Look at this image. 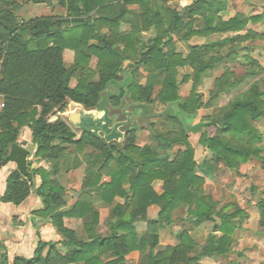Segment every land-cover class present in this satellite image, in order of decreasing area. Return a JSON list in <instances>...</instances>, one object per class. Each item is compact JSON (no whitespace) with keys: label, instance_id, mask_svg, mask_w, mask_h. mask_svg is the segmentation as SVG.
<instances>
[{"label":"trees","instance_id":"trees-1","mask_svg":"<svg viewBox=\"0 0 264 264\" xmlns=\"http://www.w3.org/2000/svg\"><path fill=\"white\" fill-rule=\"evenodd\" d=\"M50 4L51 0H23ZM226 0H192L187 8L189 24L159 0H57L65 10L64 17H36L19 21L17 0H0V167L12 144H18L23 129L30 130L36 147L33 158L47 168H33L27 162V176L17 170L9 173L0 198L4 204L19 206L30 195L33 179L40 183L34 190L41 209L33 214L47 220L60 241H38L33 256H15L9 260L0 244V264H127L134 252L145 254V264H200L204 257L225 256L236 231L234 220L243 215L216 211L215 202L205 195L204 176L212 178L211 163L198 165L190 136H199V144L213 160L222 161L230 171L256 159L264 162L258 146L263 137L256 122L264 120L263 95L253 86L239 95L216 120L192 125L201 107L198 87L204 76L220 62L211 56L216 44L189 47V53L166 55L163 48L171 34L182 40L212 34L237 33L260 17L234 16L222 21L217 15L226 9ZM129 7L136 9L128 10ZM111 12L103 15L104 12ZM200 17L203 27L192 29ZM130 31L122 32L121 25ZM153 30L155 36L140 45L139 35ZM71 51L74 63L64 65L63 54ZM92 58L96 59L91 69ZM188 67L191 76L178 82V68ZM140 68L148 73L140 84ZM80 72V74H78ZM75 79V87L70 81ZM192 83L191 91L181 103L179 84ZM122 82L115 95L108 98L113 118L128 101L152 109L155 117H166L178 128L155 136L157 147L138 146V128L129 127L121 145L105 143L87 132L77 137L64 120L68 104L73 102L90 110L97 107L109 85ZM158 91L155 92V89ZM223 91L216 86L212 100ZM176 107V109L174 108ZM174 108V109H173ZM214 127L219 136H208L206 128ZM175 147H179L174 151ZM86 165L79 196L68 201L60 177ZM200 171L202 175L197 174ZM160 183L161 192L153 185ZM121 199L122 202H117ZM101 205L110 210L107 232L98 233V211ZM157 206V218L148 220L147 210ZM259 226L264 228V199L257 204ZM186 211L188 222L220 220L206 245L196 253L188 233L180 235L178 245L158 249L159 229L170 226L175 214ZM83 222V235L65 227L64 219ZM137 222H146L147 231L140 236ZM62 247L61 248H59ZM193 254L192 257H189Z\"/></svg>","mask_w":264,"mask_h":264},{"label":"rangeland","instance_id":"rangeland-1","mask_svg":"<svg viewBox=\"0 0 264 264\" xmlns=\"http://www.w3.org/2000/svg\"><path fill=\"white\" fill-rule=\"evenodd\" d=\"M21 5L16 12L19 21H28L31 18L40 16L64 17L65 10L57 4V0H51L50 4H36L33 2H23L17 0ZM159 2L174 10L185 24H189L186 10L192 4V0H159ZM226 9L220 12L217 17L222 21L243 15L245 17H260L256 24L248 25L237 33L212 34L206 37H191L188 40H182L183 34H171L170 40L166 41L163 51L166 55L180 54L183 57L189 53V47L198 45L216 44L214 52L210 57L220 59V62L204 76L198 87L201 107L197 111L196 117L192 120L191 126L199 122H208L216 120L225 112L231 102L238 97L247 93L253 86L262 93L264 100V0H226ZM132 9H136L132 7ZM111 12H104L103 15H109ZM128 27L129 24H123ZM192 29L200 30L203 27L202 18L197 17L192 21ZM155 36V32H142L139 35L140 45H146L147 41ZM72 62L68 57L63 56L64 65L70 67L74 63V56L71 51ZM64 55V54H63ZM96 64H90L91 69H95ZM177 80L180 82L183 76H191L192 70L188 67L178 68ZM140 84H145L148 73L144 68L139 70ZM80 74V72L78 73ZM75 80V79H73ZM76 81V80H75ZM124 83L116 82L108 86L102 94L101 104L108 103L111 95L117 94L119 88ZM222 85L223 91L218 98L212 100V95L216 92V86ZM192 83L179 84V96L181 103L188 98L191 91ZM158 88L155 89V92ZM129 103V102H128ZM176 109V107H174ZM173 108V109H174ZM67 110L61 117L66 120ZM130 117L137 120L139 131L136 132L135 142L138 146L157 147L155 138L158 134L174 132L178 126L166 117H155L151 108H129ZM115 117L114 119H118ZM67 121V120H66ZM131 127V126H129ZM128 127V128H129ZM258 132L262 135L263 141L258 145L262 149L261 156L264 159V120L256 122ZM79 137L80 131L73 130ZM208 136H219L214 127L206 128ZM199 136H190L189 144L194 149V158L198 165L202 163H211L213 167L212 178L204 176L205 184L203 190L205 195L209 196L216 204V211L222 213H233L237 209L243 211L241 217H237L234 222L236 231L229 243L228 253L225 256L204 257L199 260L200 264H264V228H261L259 222V212L257 204L264 199V162L253 159L248 164L239 166L238 170L230 171L220 160H213L212 155L206 148L198 142ZM179 147H175L176 151ZM30 160L35 165L41 162L31 158L33 147H30ZM43 163V162H42ZM32 166V167H33ZM37 167V166H35ZM86 165L78 167L76 170L67 175L60 177V182L65 186L69 202L76 200L79 196L80 184L84 178ZM197 174L202 175L200 171ZM156 192H161L160 183L153 185ZM34 188H32L33 190ZM122 202L121 199H116ZM98 211V233L104 235L107 232L106 220L110 210L104 206L96 205ZM157 207V206H156ZM148 219L157 218L159 208L149 207ZM186 211L180 210L175 214V220L170 226L159 229L158 249L174 247L178 245L180 235L183 232L188 233L195 243L196 253H199L203 246L206 245L210 235L216 238L221 237V233L215 232L216 226L220 225L217 217L213 222H188L186 221ZM138 225V228H137ZM78 234L83 235V222L72 224ZM136 229L138 234H145V222H137ZM190 254L189 257H192ZM147 257L145 254L134 252L128 256L127 264H145Z\"/></svg>","mask_w":264,"mask_h":264},{"label":"crops","instance_id":"crops-1","mask_svg":"<svg viewBox=\"0 0 264 264\" xmlns=\"http://www.w3.org/2000/svg\"><path fill=\"white\" fill-rule=\"evenodd\" d=\"M131 9L132 7L128 8V10ZM40 17H50V16H40ZM121 31L122 32L130 31V26L125 27L122 24ZM63 56L64 58L68 57V59L72 62L70 52L65 51ZM91 64L93 65L96 64L95 58H92ZM75 85H76V81L71 80L70 87L73 88L75 87ZM18 144L27 151H29L30 147H33V152L31 156V158H33L36 147L33 146V144L31 143L30 130L28 128L22 130L18 139ZM27 160L29 162L30 152ZM35 166H43L47 168V166L42 162L40 163V165H35ZM35 166H33V168H35ZM13 170H16V167L15 164L11 162H8L6 165L0 167V198L5 190L6 179L9 173ZM39 183H40L39 178L36 177L35 179H33L34 189L31 190L29 197L19 206H14L12 204H4L0 202V244H2L5 247L9 260H12L15 256L31 258L33 256L38 241L57 243L61 240L60 237L56 234L54 228L48 223L47 220L40 219L33 214L35 211L41 209L42 207L41 201L34 191L38 187ZM153 207L157 208L156 206ZM149 210L150 208H148L147 210V217L149 216L148 215ZM76 222H82V221L71 218L64 219L65 227L70 230H73L74 232L77 231L74 228H71V226ZM145 229H146L145 230L146 233L147 231L146 222H145ZM136 230L138 232V229ZM59 248L62 249V247L60 246Z\"/></svg>","mask_w":264,"mask_h":264},{"label":"water","instance_id":"water-1","mask_svg":"<svg viewBox=\"0 0 264 264\" xmlns=\"http://www.w3.org/2000/svg\"><path fill=\"white\" fill-rule=\"evenodd\" d=\"M102 98V97H101ZM131 108H146L144 105H131L125 101L119 110V118L113 119V111L108 103H98L94 109L87 110L82 105L76 103L68 104V113L66 120L75 130L87 132L97 138L102 139L105 143H116L121 145L124 141L125 132L129 126L139 129L137 120L130 117ZM29 151L19 144H12L6 160L14 163L16 170L22 175L27 176V158Z\"/></svg>","mask_w":264,"mask_h":264},{"label":"built area","instance_id":"built-area-1","mask_svg":"<svg viewBox=\"0 0 264 264\" xmlns=\"http://www.w3.org/2000/svg\"><path fill=\"white\" fill-rule=\"evenodd\" d=\"M4 108V103L0 100V111Z\"/></svg>","mask_w":264,"mask_h":264}]
</instances>
